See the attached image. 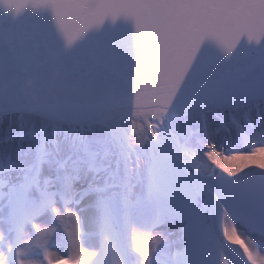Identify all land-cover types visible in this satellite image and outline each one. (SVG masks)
I'll return each instance as SVG.
<instances>
[{"label":"bare ground","instance_id":"1","mask_svg":"<svg viewBox=\"0 0 264 264\" xmlns=\"http://www.w3.org/2000/svg\"><path fill=\"white\" fill-rule=\"evenodd\" d=\"M46 128L66 155L63 165L42 151L43 146L49 147L42 136ZM208 136L220 141L223 148L218 149L224 153L200 151L197 140L202 142ZM205 150L208 149L204 147ZM159 154L179 175L174 185L182 186V196L189 198V203L187 207L179 203L174 210H162L152 224L153 209L147 206L145 186L150 159ZM0 168V264H83L97 256L104 238L102 225L111 219L114 205H119L118 234L130 264L135 260L139 264H189L188 258L196 256L202 243L195 217L198 205L206 198L195 188L196 206L191 202L192 168L205 176L250 173L264 177V95L244 104L183 109L157 105L112 107L80 121L31 110L0 114ZM45 173L50 177L42 180L40 174ZM223 182L229 180L220 181ZM252 184L257 190L262 187ZM12 188L34 208L43 199L48 201L45 209L49 211L60 213L61 208L74 207V242L78 250H66L56 243L55 235L64 232L58 225L64 223L62 213L60 221H44L42 227L36 224L28 228L35 219L31 218L29 224H23L12 248L16 217L13 201L10 204ZM236 197L240 206L232 221L224 213L216 216L218 235L233 251L235 246H241L249 264H264V237L247 230L241 207L255 201L264 204V195L239 193ZM142 205L147 208L146 217L130 223L133 215L129 212ZM45 209L39 208L40 213ZM151 258L157 261L150 263Z\"/></svg>","mask_w":264,"mask_h":264},{"label":"water","instance_id":"2","mask_svg":"<svg viewBox=\"0 0 264 264\" xmlns=\"http://www.w3.org/2000/svg\"><path fill=\"white\" fill-rule=\"evenodd\" d=\"M263 95L264 0H0V114Z\"/></svg>","mask_w":264,"mask_h":264},{"label":"rangeland","instance_id":"3","mask_svg":"<svg viewBox=\"0 0 264 264\" xmlns=\"http://www.w3.org/2000/svg\"><path fill=\"white\" fill-rule=\"evenodd\" d=\"M42 136H43V139H44V141L46 142V145L47 146H49V147H47L48 149H46V147L44 148V146H43V149H42V151H43V153L44 152H46V153H48L49 154V156L51 155V158H54V159H57V161H56V163L59 165V163H61V165H63V163H64V159H67L66 158V155H65V153L63 152V150H62V148L60 149L59 147H57V145H56V142L54 141V137H53V135H52V133H51V130L50 129H48V128H46V130L44 131V132H42ZM211 137V138H210ZM198 139V138H197ZM214 139V140H213ZM210 140H212L211 142H210ZM209 141V142H208ZM197 142H198V147H199V149H200V151L201 152H203V153H208V152H210V153H212V152H216V153H218V152H220V153H224V151L223 150H219L218 148H219V146L220 147H222L223 148V146L222 145H220L219 143H220V141L219 140H217V139H215V138H213L212 136H208V139H206L205 138V140L203 139V141L202 142H200V140H197ZM204 147L206 148V149H208V150H205V151H203L204 150ZM211 147V148H210ZM53 156V157H52ZM56 156H58V157H56ZM56 157V158H55ZM70 157V156H69ZM78 157V156H77ZM78 159L79 160H81L79 157H78ZM42 177V180L44 179V178H46V177H50V175L49 176H47L46 175V173L45 174H40ZM48 179H50V178H48ZM71 207V208H70ZM67 208V207H66ZM65 207L64 208H61V210H63V212L61 211L60 213H59V211L57 212V211H54V210H47V209H45V207H44V209L45 210H43V212H41L38 216H36V218L35 219H33L32 220V225L30 224V225H28V228H32V227H34V226H36V224H37V226L39 225V227L41 226L42 227V225H45L46 223H43L44 221L46 222V221H48V220H53V221H55L56 222V220H58V221H60L61 220V218H62V216L64 217L63 218V220H64V223L63 224H58L59 226H60V228H62V229H64V230H62V232L64 231V232H66V230L68 231V232H70L71 234L69 235V233L67 232V233H61V236H64L65 238H66V236L68 237L67 239H64L63 237L62 238H60L61 236L58 234V235H55L56 237H58V236H60V237H58V238H56L55 237V239H57L56 240V243H58L59 245H60V247L61 248H65L66 250H68V249H75V251L76 250H78L77 248H78V246H77V244L74 242L75 240H77V237H76V235H77V231H76V227H75V217H74V212L73 211H75L74 209H72V208H74V207H72V206H68V209H66ZM66 210V211H65ZM62 213V216H60V214ZM57 214V215H56ZM59 214V215H58ZM57 218V219H56ZM58 223V222H57ZM42 224V225H41ZM64 227V228H63ZM67 229H66V228ZM69 229V230H68ZM65 234V235H64ZM68 234V235H67ZM1 236H3L2 235V232H0V237ZM70 236V237H69ZM58 239H60V241L58 240ZM61 239H64L63 240V243H62V241H61ZM72 240H73V243L74 244H71L72 243ZM60 242V243H59ZM62 245V246H61ZM69 246V247H68ZM74 247V248H73ZM68 248V249H67ZM62 249V250H63ZM57 251H61V249H59V250H57ZM47 256V255H46ZM157 263V262H156Z\"/></svg>","mask_w":264,"mask_h":264}]
</instances>
